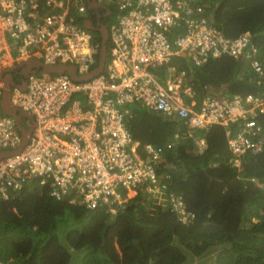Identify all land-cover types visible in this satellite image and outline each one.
Here are the masks:
<instances>
[{
  "label": "built area",
  "instance_id": "built-area-1",
  "mask_svg": "<svg viewBox=\"0 0 264 264\" xmlns=\"http://www.w3.org/2000/svg\"><path fill=\"white\" fill-rule=\"evenodd\" d=\"M99 1L105 7L98 24L108 31L103 69L80 80L66 71L36 69L22 84L23 63L31 59L74 65L80 77L92 72L100 43L83 22L97 10H90L87 0H0V103L3 78L17 68L9 103L34 119L24 146L0 158V199L37 181L57 200L89 210L107 206L115 213L116 204L147 192L185 224L193 214L182 195L168 192L163 183L169 173L162 170L175 168L167 161L175 142L134 139L126 125L134 114L131 105L190 129L223 126L233 165L240 167L244 155L264 150L258 121L264 114L263 56L250 33L228 37L199 0ZM222 55L244 61L257 91L187 102L194 97L192 83L184 69L169 64L182 56L201 66ZM20 142L15 120L0 105V154L15 151Z\"/></svg>",
  "mask_w": 264,
  "mask_h": 264
},
{
  "label": "trees",
  "instance_id": "trees-1",
  "mask_svg": "<svg viewBox=\"0 0 264 264\" xmlns=\"http://www.w3.org/2000/svg\"><path fill=\"white\" fill-rule=\"evenodd\" d=\"M199 1L228 37L250 33L264 60V0ZM94 35L101 44L100 34ZM243 62L222 55L195 66L178 56L169 65L184 69L185 79L198 92L206 87L255 93L253 71ZM133 109L135 115L126 125L134 139L163 145L177 127L183 135L167 152L174 170L162 171L169 173L163 179L166 190L180 193L193 214L190 221H179L167 204L147 192L145 197H130L123 206L116 204L112 213L107 206L89 210L57 200L36 181L0 199V233L8 230L16 257L10 264H196L203 258H211L212 264H264V150L247 153L236 167L223 126L189 136L177 119ZM258 121L264 132V114ZM195 136L203 138V149ZM12 207L18 214L7 212ZM12 225L18 228L9 229Z\"/></svg>",
  "mask_w": 264,
  "mask_h": 264
},
{
  "label": "water",
  "instance_id": "water-1",
  "mask_svg": "<svg viewBox=\"0 0 264 264\" xmlns=\"http://www.w3.org/2000/svg\"><path fill=\"white\" fill-rule=\"evenodd\" d=\"M87 3H88V8L92 11H94V9L97 5H100L101 8L105 7L104 4H101V2L99 3L97 0H87ZM83 25L85 28L92 30L93 32H98L100 34V37H101L98 64H97V67L92 72H90L86 76L80 77L77 75V71H76L74 65L62 63L59 65L48 66V65H44L38 59H31V60L26 61L27 66L29 64L31 66V68H28V70H25V69L23 70V72H22V78L23 79H22L21 83L22 84H23V82L25 83V80H24L25 77L30 72H33L36 69H42L43 71H46V72H59V73H63L66 71L71 76V78H73L75 80L85 79L87 77H90L92 75L99 73L103 69L105 58H106L108 31H107V28L103 24H95L91 19L90 20L86 19L83 22ZM3 79L5 82V87L3 90L2 99H1V103H0L1 109L4 113L10 115L15 120V122L18 126V129L21 133V142L15 151L0 154V158L6 157V156H11L12 154L17 153L26 143L28 136L32 130V127L34 125L33 116L29 112L23 111L21 109H17V108L10 106L9 98H10V86H11L12 81H13L12 75L8 74V76L6 78H3ZM22 117H25L27 119V121L29 122V126L25 127L22 125V123L20 122Z\"/></svg>",
  "mask_w": 264,
  "mask_h": 264
},
{
  "label": "crops",
  "instance_id": "crops-1",
  "mask_svg": "<svg viewBox=\"0 0 264 264\" xmlns=\"http://www.w3.org/2000/svg\"><path fill=\"white\" fill-rule=\"evenodd\" d=\"M98 2H101L98 0ZM100 5H97L95 8L96 10L98 9ZM25 65V66H24ZM23 70H28V68H31V66L28 64H26V62L23 63ZM164 78V77H163ZM190 84V82H187ZM192 86V89L194 90V97L192 98H186V101L187 102H195L196 104H199L204 98H206L207 96H216L218 98H227L228 96L232 95V94H229L227 91H224L222 88H204V90L202 92H198L195 88H194V84H190ZM200 97V99H199ZM152 113V112H151ZM154 114V113H153ZM135 115V112L134 114ZM221 126V125H220ZM186 127V126H185ZM198 129H201V130H207L208 128H198ZM198 129H190L188 127H186V130H187V134L189 136H191L194 132H196ZM226 136V135H225ZM183 137V135H181L179 132H178V127H177V130L175 131V133L173 134L172 136V139L169 140V141H173L175 142V145L177 144V142ZM198 147L200 149H203L204 146H205V143H204V140L203 138L201 137H198V136H195L194 137ZM227 139V138H226ZM198 142L200 144H198ZM228 144V143H227ZM229 148V147H228ZM167 161H168V158H167ZM33 182H36V181H32L30 182V185L33 184ZM40 187V185H39ZM42 188V186H41ZM40 189V188H39ZM40 193L42 194L43 191L42 189H40ZM180 194V193H179ZM7 212H13L15 214H18L17 212V209L16 207H12V210L8 208V211ZM8 227V226H7ZM18 228L17 226L15 225H12L9 229L11 230H14ZM4 233V234H2ZM8 233V230L3 232L1 231L0 233V264H10V261L13 260L14 258L16 257H13V255L15 256V254L10 250V244L8 243V239H9V235H7ZM4 246H6L8 248V252H7V248L5 249ZM6 250V252H4ZM18 257V256H17Z\"/></svg>",
  "mask_w": 264,
  "mask_h": 264
},
{
  "label": "flooded vegetation",
  "instance_id": "flooded-vegetation-1",
  "mask_svg": "<svg viewBox=\"0 0 264 264\" xmlns=\"http://www.w3.org/2000/svg\"><path fill=\"white\" fill-rule=\"evenodd\" d=\"M100 3V2H99ZM102 4V3H101ZM103 8H101L100 6L98 7L97 9V12L94 11L92 17H90V19L95 23V24H98V23H102L104 21V18L101 14V10ZM11 72V73H10ZM19 72V69L17 68H14L13 70L9 71V74L12 75V78L14 79V75H17V73Z\"/></svg>",
  "mask_w": 264,
  "mask_h": 264
},
{
  "label": "rangeland",
  "instance_id": "rangeland-1",
  "mask_svg": "<svg viewBox=\"0 0 264 264\" xmlns=\"http://www.w3.org/2000/svg\"><path fill=\"white\" fill-rule=\"evenodd\" d=\"M160 75H162V77H163V73L160 74ZM131 107H135V108H140V109L146 110L145 108L137 106L136 103L132 104ZM21 121H22L23 125H25L26 127L29 126L28 121H27V119L25 117H22ZM198 144H200V143L198 142ZM141 195L144 196V197L146 196L144 193H142ZM148 198L151 199L150 197H148ZM196 264H212V260H211V258L209 260H206V258H203V259H200V261L197 262Z\"/></svg>",
  "mask_w": 264,
  "mask_h": 264
}]
</instances>
